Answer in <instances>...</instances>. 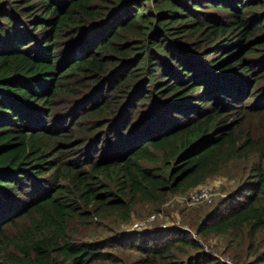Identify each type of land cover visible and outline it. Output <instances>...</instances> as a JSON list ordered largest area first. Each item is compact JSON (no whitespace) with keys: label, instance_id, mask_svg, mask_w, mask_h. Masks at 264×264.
Returning <instances> with one entry per match:
<instances>
[{"label":"trees","instance_id":"1","mask_svg":"<svg viewBox=\"0 0 264 264\" xmlns=\"http://www.w3.org/2000/svg\"><path fill=\"white\" fill-rule=\"evenodd\" d=\"M234 161L225 210L182 221L197 240L77 237ZM210 235L264 264V0H0V264H225Z\"/></svg>","mask_w":264,"mask_h":264},{"label":"rangeland","instance_id":"2","mask_svg":"<svg viewBox=\"0 0 264 264\" xmlns=\"http://www.w3.org/2000/svg\"><path fill=\"white\" fill-rule=\"evenodd\" d=\"M250 100L251 98L247 99V102L251 105L253 101ZM250 163H252V161H234L229 163L217 176L208 179L200 186L201 188H207L208 195L205 198H200L196 202L190 203L188 200L190 193L186 192L182 195L167 196L165 202L159 206L158 210H153L146 204H137L133 207L129 220L126 223L121 224L117 219H96V223L92 224L90 227L81 228L77 237L88 240L111 237L121 233V231H127L133 223L144 222L147 217L154 216L153 220L144 223L143 230L152 231L157 230L158 227L161 229L175 227L182 231H187L194 240H197L198 237H196L194 231L183 224L182 221H193L198 209V219L201 220V222L208 220V218L206 219V214L209 213L213 207H216L219 212L225 210L226 203L222 201L226 198L228 193L237 187L240 181L246 178ZM224 244H226L225 238H218L210 235L205 243L203 242L202 251L212 257L221 259L223 262L232 264L227 258L219 256ZM116 251L123 253L117 254L118 257L128 261H132L137 257L126 248Z\"/></svg>","mask_w":264,"mask_h":264},{"label":"built area","instance_id":"3","mask_svg":"<svg viewBox=\"0 0 264 264\" xmlns=\"http://www.w3.org/2000/svg\"><path fill=\"white\" fill-rule=\"evenodd\" d=\"M208 195V190L207 188H201L198 187L194 189L188 197V200L190 203L198 201L200 198H205ZM154 219V216H149L145 219L144 222L140 223H133L129 228L128 231H142L144 229V223L145 222H150L151 220ZM225 264H229L228 262H224Z\"/></svg>","mask_w":264,"mask_h":264}]
</instances>
